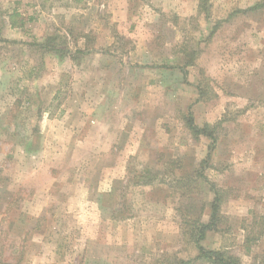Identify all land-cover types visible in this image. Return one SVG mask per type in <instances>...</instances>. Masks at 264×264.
Instances as JSON below:
<instances>
[{
  "label": "rangeland",
  "instance_id": "1",
  "mask_svg": "<svg viewBox=\"0 0 264 264\" xmlns=\"http://www.w3.org/2000/svg\"><path fill=\"white\" fill-rule=\"evenodd\" d=\"M191 1L0 0L8 262L206 264L194 259L188 230L209 220L211 184L224 200L201 245L264 262V0H208L200 12ZM83 98L109 102L102 115L137 120L143 152L124 161L119 151L77 143L71 113ZM188 107L212 130V148L188 131ZM116 156L122 167L112 178L104 168ZM40 163L45 169L32 174ZM143 170L157 178L143 185Z\"/></svg>",
  "mask_w": 264,
  "mask_h": 264
},
{
  "label": "crops",
  "instance_id": "2",
  "mask_svg": "<svg viewBox=\"0 0 264 264\" xmlns=\"http://www.w3.org/2000/svg\"><path fill=\"white\" fill-rule=\"evenodd\" d=\"M181 2L182 5L185 4L183 3V1ZM190 4L191 12H193L196 6L195 0L187 2V5ZM136 66V64H133L132 68H136V70L138 68H140V70L143 68L140 64L138 65L139 67ZM129 68L131 69V67ZM93 84H96V82H93ZM95 99L97 100H94V98H92V102L88 101L90 103L89 104L87 102H84L83 98L81 100L82 105L80 107H76V110L72 113L70 112L77 118L75 131L77 133H82L83 136L79 141H77V143L83 145L82 141L85 142V140H87L91 142L89 143L91 150L95 151L96 149V151H106L108 153L119 151L125 154L124 161H126V157H129V155H140L145 148L146 137H144L145 139L143 138V131L138 121L134 120L132 117H127L125 114H121V116L119 117L106 114L102 115L101 109L104 110L108 108L110 110V107L108 106L111 105L107 101L105 103L100 99L98 100V98ZM61 106L64 107V105L62 104ZM83 106L85 108H82ZM47 113L48 112L44 111L42 117L47 118ZM65 113L66 117V115L69 113L68 109ZM45 128V126H43V128L41 127L42 133L45 132ZM122 136L124 137V139L126 138L125 141H123ZM91 145L93 146L91 147ZM12 146L13 150L23 151V147L21 148L18 144H12ZM40 147L42 148V146ZM117 157L121 158L120 156L114 157L112 162L104 168L107 175H112V178L116 173H119L121 171L120 169L122 167L121 163L119 162L120 160L116 159ZM125 165L126 164L124 163V166ZM42 167L43 169H45L46 166L43 165V163H40L35 169H32L31 173H36L37 170Z\"/></svg>",
  "mask_w": 264,
  "mask_h": 264
},
{
  "label": "trees",
  "instance_id": "3",
  "mask_svg": "<svg viewBox=\"0 0 264 264\" xmlns=\"http://www.w3.org/2000/svg\"><path fill=\"white\" fill-rule=\"evenodd\" d=\"M207 2H208V0H198L199 12L207 10V4H206ZM259 5L260 4H255L251 7H249L248 9L257 8ZM217 25L218 24H215L214 26H212L211 32H213L217 28ZM46 45H48V44H46ZM44 47H47V46H44ZM52 49H54V48H52ZM55 51H59V49H57ZM60 55L62 56L63 54H60ZM196 87H197L198 92H199V97H202L204 94V90L202 89L203 88L202 85L197 84ZM186 112L187 113H186V118H185V122H186L185 124H186V127H187L188 131L190 132V134L195 138H198V136L200 134L206 135L207 137H209L212 140V145H211V148H212L214 145V142H215V136L213 135L212 130L211 129L208 130L207 125H204L203 127H199L197 124L194 123L190 107L187 108ZM218 123L219 122H217V124ZM209 157H210V151L207 152L205 160L203 161L202 165H204V163H206V161L208 160ZM172 161L174 162L176 160H172ZM198 176H202L200 171H198ZM140 177L142 178L140 183H142L143 185H146V184L152 183L157 178V175L152 174L149 170H143V172H141ZM186 179L191 180L192 178L189 176V178H186ZM210 187L213 191V199H212V202L210 205L211 212H210L209 220L206 223H201L200 225L197 224L196 226H190V229L188 230L189 237L192 239L195 247L197 248V254L194 257V259L195 260H203L206 262V264H244L242 262L241 258L237 254H235L234 252L230 251L229 249H220V248L206 249L200 243L201 239L205 236V232L207 230H210V229L214 230L215 222L217 220V216L220 213L219 212L220 205H221L222 201L224 200V196H223L220 189L215 188L212 184L210 185ZM194 222L196 223V221H194ZM261 232L262 231L260 230L259 233H261ZM183 234H186V230H185V232H183ZM188 261L189 260L179 259V261H177V263H175V264H189ZM0 264H11L10 262H8L6 260V258L2 257L1 247H0ZM255 264H264V262L259 261Z\"/></svg>",
  "mask_w": 264,
  "mask_h": 264
}]
</instances>
